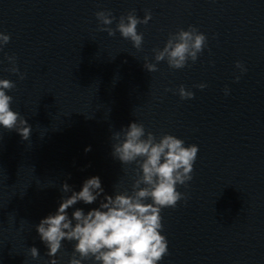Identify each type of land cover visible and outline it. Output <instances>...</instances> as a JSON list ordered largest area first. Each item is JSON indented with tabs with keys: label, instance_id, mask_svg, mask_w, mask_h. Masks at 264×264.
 Listing matches in <instances>:
<instances>
[{
	"label": "clouds",
	"instance_id": "1",
	"mask_svg": "<svg viewBox=\"0 0 264 264\" xmlns=\"http://www.w3.org/2000/svg\"><path fill=\"white\" fill-rule=\"evenodd\" d=\"M95 16L99 21V31L107 32L109 36H115L118 31L137 50L141 49L144 39L137 26L147 25L152 19L150 11H145L143 19H140L132 10L127 15H121L116 27L112 28L116 17L111 11H98ZM10 40L9 34L0 32V51ZM206 45V35L190 25L187 30L181 28L170 33L162 50L153 49L156 63H150L145 58L143 66L152 73L158 71L159 62L166 61L172 69H183L189 61H197ZM6 59L11 65L7 70L21 80L25 79L16 65V57L10 55ZM235 67L241 73L247 71L240 61H236ZM235 80L238 82L240 76H236ZM15 87L13 81L0 79V125L9 131L15 130L23 140H29L31 125L19 112L12 110L13 97L6 94ZM195 87L203 90L207 85L201 83ZM176 91L181 100L194 98V93L186 90L184 85ZM229 91L225 88V95ZM121 132L123 140H120ZM121 132L113 136L119 142L112 145V155L123 165H137V178L132 184L131 194L127 191L114 196L104 194L98 176L87 179L79 192L73 191L65 182L61 190L71 192V195L62 198L56 213L43 218L36 226L37 233L49 249L46 255L52 257L49 264H58L55 257L64 240L76 241L68 264H82L88 259H93L96 264H159L167 255L168 242L161 234V210L175 208L179 201L186 199L177 186L186 187L192 180L199 148L195 144L185 146L184 140L171 134H164L157 140L152 132L146 131L144 125L137 122L130 123ZM90 150V147L85 149L86 152ZM102 195L98 208L86 214L83 209L77 208L69 217L67 210L70 207L81 201L93 204ZM148 200L151 202H146ZM29 251L33 259L40 256L35 247Z\"/></svg>",
	"mask_w": 264,
	"mask_h": 264
}]
</instances>
